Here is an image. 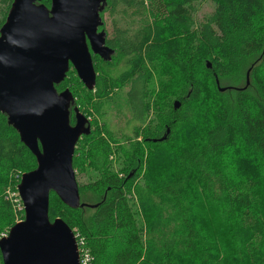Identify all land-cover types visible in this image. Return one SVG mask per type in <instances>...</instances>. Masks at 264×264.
Instances as JSON below:
<instances>
[{
	"label": "trees",
	"instance_id": "1",
	"mask_svg": "<svg viewBox=\"0 0 264 264\" xmlns=\"http://www.w3.org/2000/svg\"><path fill=\"white\" fill-rule=\"evenodd\" d=\"M104 1L110 14L124 22V27L113 28L111 38L105 37V45L115 53L114 64L123 57L131 60L115 79L96 76L97 88L84 96V115L93 110L96 116L92 131L75 144L72 168L95 174L94 181L78 188L79 198L83 192L96 197L91 204L95 207L89 208L86 229L83 208L68 209L51 194L48 219L59 218L78 233L88 264H249L247 244L256 237L264 243V230L257 217L251 225L239 223L250 214V199L228 188L223 154L230 151L227 145L240 144L264 171V105L252 108L240 90L232 118L220 103L202 109L196 67L206 60L204 75L216 85L234 57L264 50V37L252 24L255 14L264 20V0H209L211 13L197 25L193 17L198 0ZM156 64L165 67L164 77L157 91L147 93L144 88ZM70 70L62 83L73 74ZM131 77H138L142 91L130 92L125 103L139 109L143 124L117 141L104 118L122 106L120 90ZM172 78L178 91L170 88ZM76 84L83 87L78 79ZM186 86L193 90L187 100L181 97ZM258 89L264 102V83ZM212 92L218 101V93ZM71 95L78 97L76 92ZM174 102L179 104L176 109ZM32 158L0 114V232L22 219L5 191L15 173L35 168L29 165ZM207 206L228 236L229 249L220 257L203 230Z\"/></svg>",
	"mask_w": 264,
	"mask_h": 264
},
{
	"label": "water",
	"instance_id": "2",
	"mask_svg": "<svg viewBox=\"0 0 264 264\" xmlns=\"http://www.w3.org/2000/svg\"><path fill=\"white\" fill-rule=\"evenodd\" d=\"M38 2L12 0L0 26V114L35 160L16 186L22 219L0 238V260L79 264L71 229L59 218L50 221L48 207L51 194L68 209L95 207L79 202L72 168L75 144L90 128L76 108L69 124L72 95L54 87L72 68L90 91L96 77L92 56L108 62L114 52L105 45V31L97 32L104 0H49L48 7Z\"/></svg>",
	"mask_w": 264,
	"mask_h": 264
},
{
	"label": "rangeland",
	"instance_id": "3",
	"mask_svg": "<svg viewBox=\"0 0 264 264\" xmlns=\"http://www.w3.org/2000/svg\"><path fill=\"white\" fill-rule=\"evenodd\" d=\"M11 2L12 0H10L9 3L8 0H0V23H2V19L4 20L8 11L6 9H9ZM38 3H41L46 7H48L49 5V3L47 4L44 2ZM108 9L109 8L106 3V6H104L103 11L99 14L100 20L103 24L100 28L97 29V32L101 29L105 31L106 39L112 37L113 28L115 26L124 27V22L121 18L119 19L118 14L111 15ZM211 10L212 4L209 0L196 1V12L194 13L193 17L195 25L200 22H204L205 17L211 13ZM252 24L255 33L259 36L264 37L263 18L257 14L253 15ZM114 57L115 53L111 56V59L108 62L100 60L97 56L94 58L92 57V63L95 67V72L98 78L106 77L115 79L122 72L128 70V61L131 60V57H123L122 59L118 60V62L115 64ZM231 62L232 63L229 67V72L227 73V75L217 77V79L215 78L217 80L218 88L225 89L224 91L218 92L216 91V85H214L213 82H210V79L204 75L205 73L203 71V68H205V65L209 63L204 60V62H200L199 64H197L196 67V77L200 80L202 86L200 91L198 92L202 106L201 108L205 110H212V106H214V104H223L229 116V119L232 118L236 113V100L238 98V93L240 92V90H242V93L245 97L244 102H250L252 108H254L255 106V108H257L258 105H264V102L260 96L258 89V84L264 83V50H261L248 57H234ZM70 69V74H73L69 76L68 80L66 79L64 83L61 82L54 88L56 92H61L65 89H67L70 94L76 92L78 94V97L73 96V102L69 106L68 110L71 115L73 113V109L76 108L77 111H79L81 114L84 113L83 111H85L86 109L83 103L85 101L84 96H86L87 92H94L96 84L90 91H86L85 88H83L82 86L80 87L76 84L77 78L75 72L72 70V68ZM164 70L165 67L163 65H155L153 78L149 80V82L144 88L147 93H151L158 90L157 83L159 80L163 79L164 76L162 75V72L164 73ZM130 79L131 80L126 82V85L121 87L120 90V94L124 100L122 102V106L118 110H111L106 116V118H104L106 119L104 122L106 123L108 129L115 132V137L117 141L121 139L124 135L129 136L134 127L142 126L143 124L142 116L138 113L139 109H137L136 107L130 109L128 104L125 103V100L130 92L135 91L137 93L140 91L141 94L142 91V84L140 83L138 77H131ZM170 88L172 91H178L179 89L178 86L175 84L173 78ZM212 90H215V92L218 93L217 97L219 102L215 99L216 95L213 94ZM192 92V87L186 86L183 90L181 97L187 100L188 98H191ZM254 111L255 110H253V112ZM85 116L90 122V130L92 131L94 127L93 120L95 119L94 116H96V114H94L93 110H90L89 115L85 114ZM143 117L144 121L146 120L147 115ZM163 132L164 129L157 134L156 138L162 136ZM226 147H228L227 149H230V151L226 156L223 154V167L226 169L227 176H225V180L228 185V188L232 191V193H247V196L250 199V214H247L245 218L242 219V221L238 222L240 224L247 223L248 225H251L255 222L254 219L257 217V220L262 223L264 230V171L262 170L261 165L256 160H254L250 156V158L247 156L246 151L241 147L240 144H235L234 147L227 145ZM234 154L235 156L233 157ZM115 157H117V153L113 152V158ZM29 165L31 167L32 165L35 166L34 158L30 159ZM113 167L115 170L119 169V167H115V163L113 164ZM73 172L75 174V181L78 188L84 186L88 182H92L95 180V174L92 172V170L88 168H84L82 172L79 170L76 172V170L74 169ZM14 175L13 176L16 181L14 179V181H11V184L6 187L7 189L5 193L7 194L9 199L13 200V204L15 206L16 211L19 210L22 215L21 204L16 192V186L19 183L21 175L18 176V174L16 173ZM79 202L91 205L96 202V197L87 192H83L79 198ZM203 210L204 213L202 215V224L204 225V233L209 239L213 241L212 244L214 245L218 256L220 257L224 249H229L230 244L228 236L226 237L224 229H220L221 225H219V221L216 219L215 214H213V211L210 210L208 206L205 207ZM82 213L83 214H81V217L84 228L89 229V220L92 211L89 208H83ZM252 215H255V217H253ZM138 223L139 221H137V224ZM8 230L9 228H2V231L0 232V238L6 237ZM71 231L73 235L74 233H77L73 229H71ZM246 249L248 251L247 262H249V264H264V243H262V240L259 239V237H256L250 244H247ZM81 252V257L84 260L87 256L85 253V248L83 246Z\"/></svg>",
	"mask_w": 264,
	"mask_h": 264
},
{
	"label": "built area",
	"instance_id": "4",
	"mask_svg": "<svg viewBox=\"0 0 264 264\" xmlns=\"http://www.w3.org/2000/svg\"><path fill=\"white\" fill-rule=\"evenodd\" d=\"M74 239H75V244L77 247V252H78V260H79V264H88V262L90 261V257L85 249V253H86V258L83 260L82 259V246H83V240L82 238L78 235V233H74Z\"/></svg>",
	"mask_w": 264,
	"mask_h": 264
},
{
	"label": "flooded vegetation",
	"instance_id": "5",
	"mask_svg": "<svg viewBox=\"0 0 264 264\" xmlns=\"http://www.w3.org/2000/svg\"><path fill=\"white\" fill-rule=\"evenodd\" d=\"M93 58L94 57H96V56H92ZM95 74H96V72H95ZM97 76V75H96ZM79 112V111H78ZM80 113V112H79ZM84 115V113H81V115ZM85 116V115H84ZM86 117V116H85ZM68 118H69V121H70V125H73V122H74V117H73V113L70 115V113H69V115H68ZM87 118V117H86ZM88 125H89V128H90V122L88 121ZM91 131V130H90ZM82 137V136H81ZM81 137L79 138V140L81 139ZM78 140V141H79ZM78 141H77V143H78ZM76 143V144H77Z\"/></svg>",
	"mask_w": 264,
	"mask_h": 264
}]
</instances>
